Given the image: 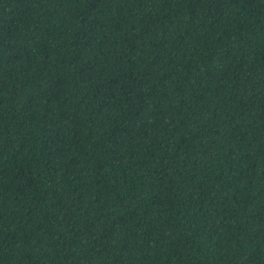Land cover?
Here are the masks:
<instances>
[{"label":"trees","instance_id":"16d2710c","mask_svg":"<svg viewBox=\"0 0 264 264\" xmlns=\"http://www.w3.org/2000/svg\"><path fill=\"white\" fill-rule=\"evenodd\" d=\"M0 264H264V0H0Z\"/></svg>","mask_w":264,"mask_h":264}]
</instances>
